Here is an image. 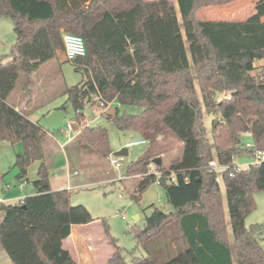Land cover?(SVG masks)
<instances>
[{"label": "trees", "instance_id": "1", "mask_svg": "<svg viewBox=\"0 0 264 264\" xmlns=\"http://www.w3.org/2000/svg\"><path fill=\"white\" fill-rule=\"evenodd\" d=\"M177 1L181 20L169 0H0V18L10 17L16 34L10 53L0 58V142L23 144L15 162L21 179L34 161H42L37 193L18 204L0 203V245L13 264H78L62 243L72 225L95 220L85 205H72L69 190L51 188L53 139L44 118L32 121L31 112L17 111L7 101L19 79L32 95L39 53L47 60L64 51L63 31L82 36L87 49L71 60L84 79L63 84L60 95L68 98L58 107L68 115L72 110L73 119L83 123L81 148L103 156L112 152L108 129L84 123L87 104L116 100L138 106V113L118 107L106 113L120 131L150 141L146 154L123 162L124 176L140 178L138 201L152 183L166 191L167 206L152 205L144 226L133 228L146 255L134 256L131 264H264V224L246 225L256 207L254 194L264 192V162L234 176L224 173L232 243L220 182L208 166L214 157L232 165L234 155L250 153L242 145L243 133L264 149V21L196 17L201 7L239 0ZM204 110L219 116L212 140ZM168 132L182 142V153L164 164L163 149L151 142ZM157 156L160 177L149 167ZM102 225L115 247L106 264H126L107 220ZM50 228L57 240L51 249L41 240Z\"/></svg>", "mask_w": 264, "mask_h": 264}, {"label": "rangeland", "instance_id": "2", "mask_svg": "<svg viewBox=\"0 0 264 264\" xmlns=\"http://www.w3.org/2000/svg\"><path fill=\"white\" fill-rule=\"evenodd\" d=\"M176 7L178 18L181 20V13L177 0H170ZM239 2V1H237ZM231 2L223 5H214L201 7L196 12L198 19L212 20H261L264 18V0H252L244 4ZM0 19V58L10 53L12 45L16 41L14 24L10 17H1ZM184 32V29L182 28ZM188 46V43H187ZM40 60L35 66L39 68L33 74V84L40 81L39 97L37 100L45 99L47 95L52 93L54 86L57 84L66 83L68 86H73L84 79L83 72L76 69V65L67 58L64 51L60 50L54 58L43 59L44 52L39 53ZM190 56V55H189ZM264 63V62H263ZM258 68L261 62L256 63ZM51 79L53 83L51 84ZM22 79H19L14 89L20 91ZM32 84L31 87H34ZM198 88V85H197ZM10 98H12L9 95ZM223 97V94L220 95ZM117 107L120 112L138 113L140 108L135 105H120L118 101L112 102L108 107L103 108L99 104L91 106L87 104L83 110L86 124L91 126H102L108 129L111 155L122 148H128L126 145L133 140H143L145 137L131 130L120 131L107 118L106 113H115ZM105 112V113H104ZM204 121L207 130V136L212 140L213 137V120H218L219 116L214 113H208L204 110ZM75 117L71 110L66 118V121H72ZM82 127V126H81ZM55 132L60 143L66 142L72 138L80 129L79 122L73 125V130L70 133L59 130V127L51 128ZM51 136V135H50ZM52 138V136H51ZM242 138L245 141L253 142V138L248 133H243ZM82 141L81 134L70 143V151L64 152V149L59 148L55 153L53 161L49 168L50 181L55 184H63L76 186L70 191V199L72 205H85L95 220L79 230L86 235L89 243L93 245L94 256L97 264H101L105 257L113 253L115 247L109 242V237L104 232L102 219L107 220L111 236L116 240L117 245L122 248V253L126 264H131L134 256H145L146 252L134 234V227L142 228L146 222V217L152 212V205L158 207H166V191L165 188L157 182L152 183L142 194L140 201L134 198L136 187L140 178L138 176H124V165L130 161H136L142 157L150 148V141L128 148V154L123 156L124 165L116 168L110 163L108 157L103 156L97 151H85L80 146ZM153 146L163 149L162 158L164 164H167L170 159L178 157L182 153V142L179 141L170 132L165 136H159ZM17 152V144L5 150L0 149V197H4L7 184L11 183L14 186L17 169L14 167ZM253 156L251 153H245L238 157L239 162H251ZM68 163H72V168L67 167ZM77 171V174L74 172ZM72 173L71 176L68 174ZM29 185L31 182L28 183ZM80 185V186H77ZM221 194L224 205V213L228 222H230L229 208L227 202L226 188L223 181L220 182ZM12 187V188H13ZM256 207L246 217V225L250 226L254 223H263L264 220H255L264 211V192H256L254 194ZM15 202V201H14ZM139 215V218L134 219V215ZM125 216V217H124ZM3 211L0 210V222L2 221ZM51 229V230H50ZM48 230L49 234L41 236V240L51 249V246L56 243V237L53 234V228ZM51 232V233H50ZM228 236L233 242L234 236L232 228L229 224ZM264 248V229L260 239ZM63 244V243H62ZM63 249L64 246H62ZM112 255V254H111ZM0 264H13L10 255L4 247L0 245Z\"/></svg>", "mask_w": 264, "mask_h": 264}, {"label": "crops", "instance_id": "3", "mask_svg": "<svg viewBox=\"0 0 264 264\" xmlns=\"http://www.w3.org/2000/svg\"><path fill=\"white\" fill-rule=\"evenodd\" d=\"M146 1H151V0H146ZM248 1L250 2L252 0H239V2H237V1H235V2L239 3V5L240 4L242 5ZM0 19H2V18H0ZM238 20H245V19H236L235 21H238ZM258 21H264V18H262L261 20H258ZM258 62L259 61H257L256 63H258ZM52 83H53V79H51V84ZM34 84H33L34 87H32V95H26L23 84H21L20 91H18L17 88L13 89L12 92L10 93V96L12 98L8 97L7 101L10 104V106L15 108L17 111H21V112L29 111V112H31V115L29 116V118L32 121H39L40 119L44 118V122H45V117L52 110L61 106L67 100L68 96L66 94L60 95V90L62 89L63 84L59 83V87H57V84H56L52 90L53 92L50 93V95H47L45 99L37 100V98L39 97L38 91H39L41 82L40 81L38 82L35 80ZM28 99L31 100L30 104L27 103ZM110 114H113V113H110ZM80 134H81V129H79V131L74 136H72V138H69L66 142L61 144L60 140L56 137L55 132L51 131L50 135L52 136V139H53V144H52L53 157H54L55 153H57L59 151V148L64 149V152L68 154V152L71 149L70 143L73 142L74 139L76 137H78ZM81 142L82 141H80V146H81ZM2 144L8 145L9 147L8 148L2 147L1 150L9 149L15 145V144H11V143L6 142V141L0 142V146ZM16 144H17L16 159H17V155L22 154L24 152V147H23V144L21 142L16 143ZM53 157L51 159L50 165L53 161ZM16 159H15V162H16ZM41 162H42L41 160L34 161L29 166L28 174H27L26 178H22V179L18 177V169H17V167H15V163H14V167L17 169L16 179L18 180V182L15 181V183H14L15 187H13V185L11 183L7 184V188L8 189L10 188V189L6 190L4 197H0V203L18 204L20 199H24L30 195L36 194L37 193V187L35 186L34 182L38 178V169H39ZM72 166H73L72 163L67 164V167L72 168ZM74 173L77 174V171H75ZM71 174L72 173H69L67 175L68 178H69V175L71 176ZM29 182H31L30 185L28 184ZM50 184H51V188L53 190L67 189V190L71 191L74 187H76V186L71 187L70 185H68L66 187L63 184L58 185V184L53 183V181H50ZM77 186H80V185H77ZM3 216H4V211H3ZM226 220H227V218H226ZM255 220H258V221L264 220V211L258 217H256ZM227 223H228V227H229V224L231 226V223L228 222V220H227ZM85 225L86 224H74V225H72L71 235L63 241V246L77 260L78 264H97L96 257L94 256V253H93L94 252L93 245H91V243H89V240L86 238V235L79 230L80 228L84 227ZM229 241H230V239H229ZM260 244L262 246L261 241H260ZM111 254H109L108 257H105L104 261L101 264H106L108 258L111 256Z\"/></svg>", "mask_w": 264, "mask_h": 264}, {"label": "built area", "instance_id": "4", "mask_svg": "<svg viewBox=\"0 0 264 264\" xmlns=\"http://www.w3.org/2000/svg\"><path fill=\"white\" fill-rule=\"evenodd\" d=\"M62 38H63V42H64V52L67 56V58L69 60H73L76 57L79 56H85L87 53V49H86V43L85 40L82 36L71 33V32H67V31H63L62 32ZM114 102V101H113ZM112 102L108 103L106 106L103 102H100V106H102L103 108L108 107ZM76 123L75 120L72 121H66L62 126L59 127V130L63 131V127H64V131H66L67 133H70L73 130V125ZM84 123H87V121L85 120ZM80 125V129L81 126L83 125V123H79ZM251 135V133H248ZM149 142V140L147 139H143V140H133L130 141L129 143H127V147H132L135 145H139L142 143H147ZM243 147L251 149V154L253 156V160L251 162H239L237 161L238 155H234L233 158V163L231 164H222L220 163L217 158H212L209 161V168L211 170H213L216 173V180L218 182H221L223 180V176L224 173L228 171L230 176H234V174L236 172L242 171V170H248L249 168H251L252 166H259L262 162H264V149L258 148L254 145L253 142H248L245 141L243 139L242 142ZM108 159L110 161L111 164H113L117 169L122 167L123 165V157L121 156H117L115 154H109L108 155ZM150 171L155 173L158 177L161 176V171H159L157 169L156 163L155 162H151L150 165ZM172 180H175V177H172ZM71 188V187H70ZM23 202V199H20L19 203ZM125 217V216H124Z\"/></svg>", "mask_w": 264, "mask_h": 264}, {"label": "water", "instance_id": "5", "mask_svg": "<svg viewBox=\"0 0 264 264\" xmlns=\"http://www.w3.org/2000/svg\"><path fill=\"white\" fill-rule=\"evenodd\" d=\"M264 62V60H263ZM68 117V114L65 110L56 108L52 110L46 117H45V125L48 129L55 128V127H60L64 124L66 118ZM218 123V120H215V125ZM2 147L8 148V145L2 144L0 146V149ZM117 156H126L128 154V148H122L114 153ZM153 162L156 164H161L162 159L161 156H157L153 159ZM139 215H134V219H138Z\"/></svg>", "mask_w": 264, "mask_h": 264}]
</instances>
